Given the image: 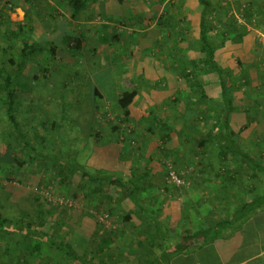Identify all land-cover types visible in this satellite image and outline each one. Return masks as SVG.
<instances>
[{
    "label": "crops",
    "instance_id": "0c3cea01",
    "mask_svg": "<svg viewBox=\"0 0 264 264\" xmlns=\"http://www.w3.org/2000/svg\"><path fill=\"white\" fill-rule=\"evenodd\" d=\"M227 1L222 4L225 0H208V3L220 11L224 7L226 12L231 9L238 11L245 6L248 20H264V0ZM13 3L10 11L2 12L0 31H21L29 35L23 39L24 42L19 43L20 51L13 59L15 62L19 60L26 41L29 42L27 49L32 45L34 54L40 49L45 53L49 52L47 47L54 43L58 49L55 57L49 52L50 62L59 61L60 57L65 61L70 60L69 56L73 54L85 57L89 53H95L93 59L97 64H90V67L96 68L91 82L100 90L103 99L113 102H116L124 91L132 89L140 82L138 75L142 71L141 68L162 65L165 68L169 66L171 71V68L177 66L167 60L162 61L161 57L155 61L146 58L144 65H140L137 71L127 67L125 60L131 62L133 57L136 58V50L141 43H149L145 49L153 48L156 44L160 47L169 44L172 47L177 38L188 40L192 36L188 27L195 28L197 25L199 31L201 30L198 0H99L75 19L65 0H13ZM123 24L126 26H122ZM259 25V29L264 28V23L261 25L259 22ZM117 28L129 31V39L134 41V53L130 51L132 54L129 58H124L115 51L118 46L117 39L121 38L119 35L125 33H117ZM222 30L221 27L218 29ZM63 31H74L76 36L80 34L84 37L82 53L63 51L59 48L57 37ZM163 36L167 39L170 37L173 41L166 45ZM4 42L6 43L5 40ZM38 44L40 45L36 46ZM2 48L4 53H9L7 48ZM170 51L172 60L174 56L179 58L176 49L175 52H172V48ZM11 59L10 57L6 62L14 67L15 63L10 64ZM30 59L20 62L23 70L25 67L30 68L26 61H34L33 56ZM230 60L225 59L224 62L229 63ZM49 72L51 75L55 73L52 70ZM134 72L137 74V81ZM166 72L160 77L146 76V80L139 83L142 85L145 82V87H141L137 98H144L143 108L149 98L153 101L161 97L169 98L176 90L184 89L179 85L185 82L178 75L168 76ZM18 74L19 71L15 76L17 86ZM95 74L100 78V82L93 78ZM25 77L23 80L25 79L26 83L33 82V76L30 77L28 71ZM109 80L112 82V88H108L112 92L107 94L106 86H102V83ZM158 83L164 87L161 90L174 87V91L166 95L165 92L156 91L153 85ZM208 84L206 82V85ZM1 85L0 81V90ZM23 90L24 92H20V98L26 96V99H35L32 88L26 87ZM5 93L4 90L0 98L4 97ZM41 98L45 99L42 96ZM137 100L134 104L136 108ZM149 105L151 106V102ZM4 109V106H0V216L19 219L20 213L27 214L34 208V195L31 190L25 188L11 192L7 183L2 180L16 171V165L20 166L18 163L21 161L25 165L34 163L27 162L19 144L9 143L12 141L8 138L11 128ZM256 122H259V116ZM241 134H246L249 138V149H252L247 150V145H244L247 149L243 148L254 158L255 163L262 165L259 170L252 168L249 171L215 173L204 170L202 166L192 174L189 188L182 193L177 190L174 196L169 198L162 193L164 189L155 188L158 182L163 183L162 173L158 172L153 177L146 173V179L151 181L144 191L147 198L152 199L146 201V198L138 205L129 203L125 209L126 219L116 233L112 236H99L95 223L90 222L88 217H81V226L73 229L69 236L57 235V241L68 242L77 255L85 259L84 264H264V124L251 123ZM242 143L240 138L239 144L243 146ZM174 147L177 148V145ZM210 156L202 157L204 164L209 165L211 162L218 165L222 162L218 160L217 153ZM143 157L148 158L147 160L154 158L150 145ZM150 162L152 164L154 161ZM243 168L246 169V165ZM62 226L65 227L66 224L62 223ZM99 233L103 234L102 230ZM10 235L0 233V264H73L64 251L58 250L45 240L41 239L42 244L37 249L34 244L35 237L16 232ZM181 236L187 238L186 247L183 245L181 250L170 253L173 247L179 245Z\"/></svg>",
    "mask_w": 264,
    "mask_h": 264
},
{
    "label": "rangeland",
    "instance_id": "374dc122",
    "mask_svg": "<svg viewBox=\"0 0 264 264\" xmlns=\"http://www.w3.org/2000/svg\"><path fill=\"white\" fill-rule=\"evenodd\" d=\"M227 2L228 1L225 0L222 4H226ZM13 6V0H0V18L2 17L3 11H10ZM244 8L246 7L244 6ZM244 8L238 11L231 9L227 12L225 10H218L220 14L211 11L210 14L207 15L206 24L208 25L207 36L218 48L227 47L229 36L236 34L237 31H241V29H245V31L252 33L256 48L252 51V55L249 59H247V66L244 70H240L238 67V61H242L239 56L230 58L231 60L229 63H225L224 60L220 61V64L226 65L225 67L231 71L235 81L239 79L238 83L241 86L234 93L235 111L237 119L240 120V122L242 121V123L245 122L244 124L247 128V125L249 126L251 123L264 124V28L259 29V22L262 25L264 20L252 21L250 18L249 21L246 18L245 12L247 9ZM124 24L122 26L125 27L126 25ZM220 27L221 29L223 28L222 31H218ZM188 28L192 35L188 40L185 38L179 40L177 38L176 44L174 45L173 42V46L171 47L168 43L173 40L170 39V37L167 39L163 36L165 39V41L163 40L164 44H168L166 47H160L156 44L153 48L148 47V49H145V46L149 43L143 42L140 44L138 50H136V58L133 57L131 62L125 60L127 67L136 69L137 71L140 65H144L146 58L155 61L162 57V61L167 60L168 62L177 64L176 68H171V71L168 66L166 72L168 76L178 75V77L185 82V84L181 83L179 85H182L184 89L176 90V92L180 91V96L178 98L179 103L166 104L168 98L165 97L158 98L155 101L151 99V107L156 116H151L150 114L138 116L135 118L136 120L127 125V128L122 130L119 135L125 149L124 160L126 161V169L124 171L128 172L131 168L139 175H146V173H148L149 176L152 177L158 172L162 173L163 176L161 177L164 178L162 180L163 183L159 184L158 182L155 188L164 189L162 193L168 198L171 197V195L174 196L177 190H180V193H182L189 188V183H191L190 180L194 171L199 170L202 166H206V163L204 164L203 160H201L202 157L204 155H215L217 151L214 149L215 147L213 145H208L209 147H206L205 150L194 147L196 146V141L194 140L196 127L184 125L183 116L186 113V106L192 107L193 110L198 109L199 114H206L213 104L212 101H209L212 99L205 101L202 96L204 93L208 92L211 94L212 86L208 87L210 85H206V81H209L211 77H209L210 74L206 76L205 71H209L210 66L206 62H203L200 53V48L202 46L201 30L199 31L197 25L195 28L192 26ZM117 29V33H125L119 35L121 38L117 39L116 45L118 46L115 51L124 58H129L132 54L130 51H133L135 47L134 41H130L129 31H124L125 29L120 28ZM26 36H29L28 33L21 31H0V67L4 65L7 71L12 70L13 67L8 65L6 61L10 59V57L12 59L17 57L20 51L19 43H22L23 39L27 38ZM7 44H9V46ZM39 45L40 44L37 46ZM152 45H154V42ZM2 47H5V49L7 48L9 53H4ZM171 48L172 52H175V49L177 50L178 59L175 58L174 53L173 60L170 58ZM43 51L44 50L40 49L33 55V60L35 62L26 61L30 68L25 67L17 77L19 80V85L17 86L19 91L24 92L23 89L29 87L32 88L36 97H45V99L43 98L42 115L39 121L38 119H34V115H30L29 112L28 115L25 114V117H27L29 121L27 122V130L29 129L32 131V129H35L42 134L44 133L45 127V130H48L50 133L49 146L54 151L67 152L68 148L65 146L63 137L53 134V130L50 128L51 122L55 117L60 115L63 103L62 100L70 102L73 99L74 86L77 85L79 77L86 74L87 72L84 73V71L90 70L93 66L90 68L91 63L89 64L86 56L83 57L81 54L70 55V60L67 61L60 57L61 60L50 62L49 52L45 53ZM135 59L137 60L135 61ZM49 70L55 73L51 75ZM81 70L82 73L78 74V71ZM27 71L30 77L33 76V82L26 83L25 79L23 80ZM100 71L103 73L102 70ZM135 74L136 72H134V75ZM93 78L100 82V78L96 74ZM215 78L216 77L213 76V80H215ZM135 79L137 81V77ZM89 80H92L91 77ZM138 81L141 82L144 80L138 78ZM140 82L136 84L139 90L141 87H145V82L142 85L139 84ZM103 85L106 86L107 94L108 92H112L110 90V88H112V82L110 80L107 83H102V86ZM153 86L156 91L165 92V95L174 91V87H170L169 90H161L164 89V87H161L160 83L154 84ZM3 91V89L0 90V95ZM2 98L3 97L0 98L1 107ZM30 101H32L30 97L29 99H26V96H21V98H19V108L21 111L29 107ZM143 101L144 98L142 97L137 100V109H143ZM90 102L94 107L91 115L86 113L87 109H90L88 106ZM90 102L84 104V118H82L80 122L84 126L86 125V119L90 117L88 130H91L90 132H92V134H98L100 140L105 141L113 135L111 128L113 124H119L121 112L117 110L115 105L116 102L108 101L107 99L100 100L92 97ZM208 105V110L205 111ZM151 110L149 108L147 112ZM258 116L259 122H256ZM18 120L22 122L23 116L18 117ZM157 120L162 121L167 127L175 131L173 135L177 139V148L174 146L171 147L168 143L165 144L166 141L164 140V133L162 131H151L153 127H155V129L158 127ZM42 123H45L44 126ZM198 126L202 131L207 129L204 124ZM149 127L151 128L150 130H148ZM177 134H179L180 138H177ZM259 134L260 132L258 135ZM240 137L243 142V147L245 148L247 145L248 149H245L251 150L252 148L249 149V138L246 137V134H241ZM144 145L146 146L144 147ZM149 145L152 155L154 156L151 160H147L148 158L145 157V159L143 157V153L145 154ZM153 146L154 148H152ZM169 146L171 148L168 150L171 151L167 150ZM150 161L154 162L150 164ZM16 166L18 167L17 170L9 174L8 177L2 181L7 183V187L11 192H16V190L23 188L32 191L31 194L34 195V208L27 213L29 215L28 218L38 223V213L47 210L50 212L48 216L44 217L47 219V222L52 223L54 226L58 223L61 225L65 223V228L68 229L67 236L70 235L73 229H77L81 226V217H88L90 218V222L95 223L96 227H98L99 236H106L107 234L112 236L125 221L127 213L125 209L128 208V204H135L130 199H121L120 188L111 185V183L107 181H103L100 186H93V188H91L88 180L84 179L77 172L75 174H70L68 170L62 168V173L60 174V170L55 171L48 169L43 164H29L21 167L18 165ZM169 166H172L174 170H176L178 176L183 181L182 185L177 186L174 183H170L168 176ZM120 176L122 177V175H119V177ZM147 180L148 179H146L148 185L151 179ZM36 198H39V201L35 200ZM103 215H109L108 222L100 221ZM63 220L64 222L61 223ZM100 230H102L103 234L99 233ZM55 231L60 237L64 236L63 231H59L58 228L55 229Z\"/></svg>",
    "mask_w": 264,
    "mask_h": 264
},
{
    "label": "trees",
    "instance_id": "16d2710c",
    "mask_svg": "<svg viewBox=\"0 0 264 264\" xmlns=\"http://www.w3.org/2000/svg\"><path fill=\"white\" fill-rule=\"evenodd\" d=\"M65 1L70 6L73 12L72 17L75 19L92 3L99 0ZM198 1V8H200L198 16L201 20L200 34L202 42L200 53L203 62H206L210 66V70L207 71L208 73L206 71L205 73L206 76L207 74H210L209 77L211 78L206 82L213 87L212 94L209 95L208 93H204L202 96L205 101L212 99L209 101H212L213 104L210 106V110L206 114H199L198 109L193 110L192 107L186 106V113L183 116L184 125L196 127L194 140L196 141L197 149L205 150L206 147L213 145L215 147L214 149L217 150L216 153L218 160H222L220 163L221 165H216L215 163H209V165L206 164L203 168L204 170L215 173L220 171H249L252 168L253 170H259L262 165L260 163H255L254 158H252L250 154L245 151L243 146L239 144L241 138L240 134L242 130L246 128L245 125H243L244 123L237 119L235 111L236 105L234 104V93L241 86L238 83L239 79L238 81H235L231 71H229L224 65L220 64L221 60H230V58H234V56H239L242 61H238V67L240 70H244L247 66V59H249L252 55V51L256 48L255 41L251 32L241 29V31H237L236 34L229 36L227 47L218 48L215 46L207 36L208 25L206 24V21L207 15H209L211 11L217 13L219 9L209 4L208 0ZM221 9L225 10L224 7ZM84 41V37L80 34L76 36L74 31H63V33L57 37L59 48L63 51L68 50L69 52L82 53ZM28 43V41L25 42L26 45L17 62L13 59L10 60V64L15 63L12 70L7 71L4 65L0 67L1 88L6 92V95L2 98L3 100L1 104L5 107L4 110H6V116L11 128L8 138H11L12 141L9 143L19 144L21 146V151L26 156L27 162L43 164L48 169L55 171L60 170V174L62 173V168L68 170L70 174H75L77 172L84 179L88 180L91 188H93V186H100L103 181H107L111 183V185L120 188L121 199H130L136 205L140 204V202L143 203L148 197L147 193L144 191L148 186L146 177L145 175H139L131 168L128 172L124 171L126 169V161L124 160L125 149L122 143L123 141L119 135L121 134V131L127 128V125L131 122L135 121V118L138 116H146V114L156 116L151 107L152 105H149V103L152 102L151 99L149 98L146 100L144 108L139 110L134 106L140 95L137 85H134L130 90L124 91L115 103L117 110L121 112V117L119 124H113V127L111 128L114 136L112 135L105 141L100 140L98 134H92V132L88 130L90 117L86 119V125L83 126L80 122V120L84 118V104L90 102L92 97L100 100L103 99L100 90L91 82V80H89L96 69L90 67L91 69L88 71L85 70L84 73H87L80 76L77 85L74 86L73 99L70 102L62 100L61 113L51 122L50 128L53 130V134L55 136H62L65 146L68 148L67 152L54 151L49 146L50 133L48 130H45V127L43 131L44 133L42 134L35 129H32V131L29 129L27 130V122L29 121L27 117H25V113L29 112L30 115H34V119H38L39 121L42 115L41 109L44 100L41 97H35L34 101H30L28 108L23 111L19 108V95L21 91H19L16 85L15 76L17 71L21 72L23 70L20 62L30 59L34 54L32 52V45H29L27 49ZM7 45L9 46V44ZM47 48L52 57H55L58 49L55 44L51 43ZM29 50L30 52H28ZM94 54L95 53H89L86 55L87 60L89 59V64L94 62L97 64V61H94L93 59L95 56ZM141 69L142 71L138 77L143 80H146V76L160 77L161 75H164L165 71H167V68L162 65H156L155 67L148 69L143 67ZM79 73L81 74L82 70L78 71V74ZM213 76L216 77L215 80H213ZM179 92L180 91H177L173 94V97H169L166 104L179 103ZM88 106L90 109H87L86 113L90 115L94 107L91 105V102ZM208 107L209 105L205 111L208 110ZM149 108L152 110L147 112ZM20 116H23L22 122L18 120V117ZM157 123L158 127L156 129L153 127L151 131H162L164 133V140L166 141L165 144L168 143L171 147L176 146L177 139L173 135L175 131L167 127L160 120H157ZM44 124L45 123H42L43 126ZM200 124H204L207 129L202 131L198 126ZM150 129L151 128L149 127L148 130ZM177 138H180L179 134H177ZM170 146L169 148L167 147V150L171 148ZM18 164L20 166L25 165V163L21 162ZM244 165H246V169L243 168ZM119 175H122V177H119ZM151 199L152 197H149L146 201ZM35 200L39 201V198H36ZM48 214H50V212L47 210L38 213V223L33 222L31 218H28L29 215L26 213H21L19 219H7L0 216V233L2 235H10L11 233L16 232L24 236L35 237L34 244L37 249H39L42 244L41 239L45 240L58 250L64 251L73 264H84L85 259L77 255L68 242L64 240L61 242L57 241L55 229L58 228L59 231H63L64 237L67 236L68 229L59 223L54 226L52 223L47 222V219L44 217L48 216ZM152 220L154 222L156 221L153 218ZM186 239V236H181L179 245L173 247L170 250V253H176L178 250H181L183 245H185ZM185 247L186 245L184 248Z\"/></svg>",
    "mask_w": 264,
    "mask_h": 264
},
{
    "label": "built area",
    "instance_id": "2783aa9c",
    "mask_svg": "<svg viewBox=\"0 0 264 264\" xmlns=\"http://www.w3.org/2000/svg\"><path fill=\"white\" fill-rule=\"evenodd\" d=\"M169 172H168V176H169V181L170 183H174L177 186H180L183 184V181L181 180V178L178 176L176 170H174V168L172 166H169ZM109 215H103L100 218L101 222H108Z\"/></svg>",
    "mask_w": 264,
    "mask_h": 264
}]
</instances>
